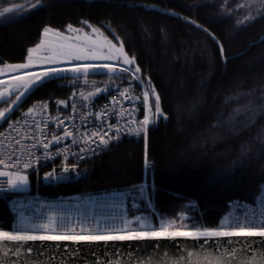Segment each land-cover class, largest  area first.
Wrapping results in <instances>:
<instances>
[{
	"label": "trees",
	"instance_id": "obj_1",
	"mask_svg": "<svg viewBox=\"0 0 264 264\" xmlns=\"http://www.w3.org/2000/svg\"><path fill=\"white\" fill-rule=\"evenodd\" d=\"M34 2L0 0V7L24 5L23 15L0 17V65L24 61L45 25L63 30L69 23L89 21L120 38L125 52L135 58L130 67L139 66L137 75L147 91L155 88L161 97L164 115L149 125V166L144 164V138L124 136L105 151L70 162L77 167L68 172L58 165L29 169L30 191L56 195L115 189L149 213L146 193L141 196L133 189L145 177L148 200L160 218L175 219L187 228L213 227L233 200L255 199L264 183L259 138L264 115L253 126L246 125L264 106L260 0H44L42 10L27 9ZM249 16L256 19L245 21ZM221 45L227 59L220 54ZM57 75L32 89L6 119L0 118V131L36 102L66 98L76 87L89 89L109 81L139 88L129 72L119 69L115 75L106 69L87 76ZM11 100L1 101L0 109ZM149 100L154 111L155 96ZM52 171L63 179H45L44 173ZM11 224L8 200L0 197V226Z\"/></svg>",
	"mask_w": 264,
	"mask_h": 264
},
{
	"label": "snow or ice",
	"instance_id": "obj_2",
	"mask_svg": "<svg viewBox=\"0 0 264 264\" xmlns=\"http://www.w3.org/2000/svg\"><path fill=\"white\" fill-rule=\"evenodd\" d=\"M261 11H258L257 16L264 19V0H260ZM46 5L44 0H35L34 3H28L27 9L33 11L42 10ZM24 5L17 3H6L3 7H0V17L6 20L14 19L11 14H21V9ZM256 17H245V21H254ZM245 21H238L243 23ZM195 23V21H192ZM84 25L91 28V32H86L83 27H75L69 23L66 25L67 34L59 29L45 25L41 30L40 38L37 43L27 48V56L22 63H5L0 66V73L9 74L7 81H0V85L6 84L4 87H0V98L5 95L9 98L15 95V99L11 100L8 107L0 109V118H7V113L17 105L32 89L40 86L46 80L56 79L58 73L61 71H68L76 73L78 75H89L100 72L106 69L108 73L115 75L117 73L118 64L110 63L109 61H119L123 58V65L129 67H120L119 70L122 72L132 71L131 65L135 62L134 57H130L124 50V44L121 41L119 45L113 42V40L119 41L118 36L113 35V39H109L108 36L101 32L99 27L92 25L89 21H83ZM207 31V29H205ZM74 34V35H73ZM102 37V39H101ZM219 43V42H218ZM104 49H107L105 52ZM220 54L222 57L227 59L224 54V48L221 45ZM93 61H106L102 64L92 63ZM61 62H70V67L60 68L56 65ZM34 66H43L38 72L33 71ZM141 71L140 67L137 66L133 74V79H140L136 76V73ZM23 89V91H20ZM105 91V89L96 88L94 93H90L85 99L91 98L92 95ZM19 92V95L16 93ZM127 89L120 92V96L124 99H128L126 95ZM155 96L154 111L152 106L149 104V96ZM261 101H264V94L260 97ZM6 102V101H5ZM59 104H64V100L58 101ZM115 104V98L113 100ZM144 105L145 111L143 119L140 121H125L123 127L119 124L108 125V131H93L90 135L86 132L85 143L91 141L96 143L99 141V145L108 146L109 142L113 139L118 140L119 134L125 130L129 134H135L136 136L143 135L145 141V152H144V164L145 166L150 165L148 159V135L149 125L153 123L159 116L164 115L161 108V97L157 94L155 88L144 92ZM42 108H47V104L41 105ZM75 108V106H74ZM28 113L32 114L35 109L33 107L28 108ZM248 112V109L245 108ZM98 118L102 119L107 113L96 114ZM118 115H123V109ZM259 115H264V106L261 107L260 112L253 114V118L250 120L246 127H251L255 124L256 119ZM166 118V117H165ZM58 123H63L58 121ZM39 127V125H38ZM115 128L116 135H109ZM74 134L65 129L63 137L73 136ZM261 139V145L264 146V127L261 128L259 133ZM60 136L52 135L51 141H38L42 143L45 149V156L50 155L48 149L49 144L52 142H59ZM98 145V146H99ZM37 145L34 144L32 147L35 148ZM247 151V149H244ZM59 151V149H57ZM83 152L84 149H81ZM29 156L28 160H21L16 158L11 164H8L4 160H0V165H4L8 168L7 171L0 168V177L6 178L7 190L15 192L26 191L29 185L28 169L32 167L33 159L39 163V157H33L31 152H27ZM22 165V167H21ZM76 164H65L64 171L68 172L69 169H75ZM44 177L47 180L63 179V177H56L54 171L45 172ZM134 190L138 189L141 196L145 194L146 186L134 185ZM0 191L4 189L0 188ZM15 210V206H13ZM180 220L185 219L183 212L179 213ZM120 227H99L97 221L96 228L86 229L83 226L77 230L72 225L70 218L66 219L62 213L50 209L46 216H41L35 220L21 214L11 224L10 228L0 226V255L8 256L11 254L13 257H20L21 253H24L25 259L35 261V264H40V258L45 256V252L41 249H34L28 242L35 241H71L76 243L78 246L81 244L99 246L100 242L104 245H108L111 241H132V240H160V239H175L177 237L201 240V248L207 245L208 240L211 238H237L234 244H229L228 247L220 253L217 259L227 260L229 258H235L237 256L247 257L251 253V259L255 261V264H264V198L261 199L259 211H252L250 214L245 212L243 217H224L220 224L216 227H192L187 228L183 224L177 225L175 219L161 221L160 227L156 228L151 225L147 217L134 216L132 219L127 217L125 214L120 221ZM138 225V226H135ZM249 238H260L259 246L255 245ZM7 242V243H5ZM235 245H238L235 246ZM61 247H66L61 245ZM218 251V249H213ZM35 252V256L32 254ZM191 255V253H189ZM92 256L95 257V264H113V259L120 264L121 257L118 253L112 254L113 259H109L106 255L101 257L97 253L92 252ZM72 257L78 258L75 249L72 250ZM55 256H50L48 264H52ZM64 257L61 256V259ZM210 260L212 259L211 253H209ZM0 264H6V261L0 260ZM12 264H16L13 260ZM20 264H23L21 260ZM71 264V260H69ZM129 264H143L138 257H131Z\"/></svg>",
	"mask_w": 264,
	"mask_h": 264
},
{
	"label": "built area",
	"instance_id": "obj_3",
	"mask_svg": "<svg viewBox=\"0 0 264 264\" xmlns=\"http://www.w3.org/2000/svg\"><path fill=\"white\" fill-rule=\"evenodd\" d=\"M101 88V87H98ZM102 89V88H101ZM127 89L128 99L120 96V92ZM92 90H81L76 88L70 97L60 99L64 104H59L57 99L52 101L53 106L48 102L41 101L32 107L35 111L29 114L28 111L18 117L9 119L0 131V160L11 164L16 158L28 160L27 152L33 157H39V163L35 159L32 167L40 168L45 165L64 166L72 161H79L87 157L109 149L110 145L117 141L113 139L108 146L99 145V141L85 143L86 132L90 135L93 131H108V125L119 124L123 127L125 121H140L143 119L145 105L144 100L140 101L135 92L133 84L115 85L105 91L92 95L85 99ZM144 97V93L141 94ZM115 98L116 103H113ZM46 103L47 108L41 105ZM75 106V108H74ZM123 109V115H118ZM107 113L102 119L96 114ZM62 121L63 123H58ZM39 125V127H38ZM65 129L74 135L63 137ZM52 135L60 136V141L49 144L50 155L45 156V149L38 141H51ZM109 135H116L115 128ZM124 136L140 137L129 134L127 130L119 134ZM119 138V139H120ZM118 139V140H119ZM37 146L33 148L32 146ZM99 145V146H98ZM59 149V151H57ZM81 149H84L82 152ZM22 167V165H21ZM0 168L7 171L8 168L0 165ZM29 168V169H31ZM0 197H6L9 207V219L14 222L21 214L35 220L38 217L46 216L50 209L62 213L66 219L70 218L73 226L79 230L81 226L86 229L99 227H120L121 218L127 214L129 219L134 216L147 217L154 227L149 215L141 211L128 212V206H133L123 195L117 192H85L67 193L56 195H43L37 191L29 192L28 188L23 192L7 190L5 177H0ZM264 198V183L253 201L239 199L234 200L227 214L228 217H243L245 212L259 211L261 199ZM15 206V210L13 208ZM160 223L158 227H160ZM138 226V225H135Z\"/></svg>",
	"mask_w": 264,
	"mask_h": 264
},
{
	"label": "water",
	"instance_id": "obj_4",
	"mask_svg": "<svg viewBox=\"0 0 264 264\" xmlns=\"http://www.w3.org/2000/svg\"><path fill=\"white\" fill-rule=\"evenodd\" d=\"M201 240H192L182 237L175 239L160 240H132V241H111L108 245L100 242L97 247L95 245L81 244L77 245L71 241H35L28 242L34 249H41L45 252V256L40 258V264H48L50 256L56 258L52 264H95V257L92 252L103 257L107 256L113 259L112 254L118 253L121 257L120 264H129L130 256L138 257L143 264H255L251 259V253L247 257L237 256L227 260L217 259L229 244H234L237 238H211L207 245L201 248ZM255 245L259 246L260 238H249ZM7 243V242H5ZM64 245L66 247H61ZM238 247V245H235ZM75 249L78 258L72 257V250ZM218 249V251H213ZM191 253V255H189ZM209 253L212 259L210 260ZM35 256V252L32 254ZM61 256L64 258L61 259ZM0 260L6 261V264H12L15 260L16 264H35V261L24 258V253L20 257L0 255ZM113 264L117 261L113 259Z\"/></svg>",
	"mask_w": 264,
	"mask_h": 264
},
{
	"label": "rangeland",
	"instance_id": "obj_5",
	"mask_svg": "<svg viewBox=\"0 0 264 264\" xmlns=\"http://www.w3.org/2000/svg\"><path fill=\"white\" fill-rule=\"evenodd\" d=\"M90 24H92V23H90ZM92 25H95L96 27H99L100 29H101V32H103L104 33V35H106V36H108V38L109 39H113L112 37H110L106 32H105V30L101 27V26H99V25H96V24H92ZM75 27H83L84 28V30L86 31V32H91V28H89L87 25H84V24H82V25H80V26H75ZM60 31H63V32H65L66 34H67V30H66V27H65V29H59ZM74 35V34H73ZM101 39H102V37H101ZM113 42L114 43H116L117 45H119V41H116V40H113ZM104 51L106 52L107 51V49H104ZM27 56V55H26ZM26 58V57H25ZM22 62H24V61H22ZM22 62H17V63H22ZM106 61H93L92 63H95V64H102V63H105ZM110 62H112L113 64L115 63V64H118V69L122 66V67H129L128 65H123V58L121 57L120 59H119V61H116V60H113V61H110ZM3 64H1L0 66H2ZM57 67H60V68H67V67H70V62H61L60 64H58V65H56ZM41 67H43V66H34L33 67V71H36V72H38L39 70H40V68ZM117 69V70H118ZM132 69V68H131ZM135 70L134 69H132V71H130L129 73L133 76V72H134ZM62 72H65V73H70V74H76V73H72V72H68V71H62ZM0 81H7V79H8V75L9 74H5V73H0ZM136 76H138L137 75V73H136ZM139 77V76H138ZM136 81L137 82H139L141 85H142V89H143V91L145 92L146 91V87L144 86V83L141 81V79H136ZM115 84V82H109V81H106L105 83H101V84H99V85H95V86H93V87H91V88H89V89H84V88H81V90H92V89H95V88H98V87H103V89H109V88H111L113 85ZM102 85V86H101ZM4 86H6V84H4V85H0V87H4ZM20 91H23V89H20ZM16 95H19V92H17L16 93ZM14 96V99L16 98L15 97V95H13ZM12 97V96H11ZM11 97L9 98V96H7V95H5L3 98H0V102L1 101H4V100H6V99H9V100H11ZM149 102V101H148ZM151 105V104H150ZM55 176L56 177H60V176H58L57 174H55ZM143 185H145V186H147L146 184H145V182L143 183ZM119 192H121V193H123V191H119ZM135 204V203H134ZM151 216H153V215H151ZM155 217V218H154ZM153 220H154V222H155V226L157 227L158 226V224L160 223L161 224V221H164V219H162V218H160V216L157 214V216L156 215H154L153 217ZM166 220V219H165Z\"/></svg>",
	"mask_w": 264,
	"mask_h": 264
},
{
	"label": "crops",
	"instance_id": "obj_6",
	"mask_svg": "<svg viewBox=\"0 0 264 264\" xmlns=\"http://www.w3.org/2000/svg\"><path fill=\"white\" fill-rule=\"evenodd\" d=\"M110 62V61H109ZM110 63H112V62H110ZM1 76V75H0Z\"/></svg>",
	"mask_w": 264,
	"mask_h": 264
}]
</instances>
